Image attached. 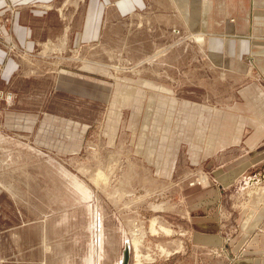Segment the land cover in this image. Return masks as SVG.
I'll list each match as a JSON object with an SVG mask.
<instances>
[{
  "label": "rangeland",
  "instance_id": "374dc122",
  "mask_svg": "<svg viewBox=\"0 0 264 264\" xmlns=\"http://www.w3.org/2000/svg\"><path fill=\"white\" fill-rule=\"evenodd\" d=\"M4 1L8 11L0 16V45L7 57L32 62L14 82L4 80L0 86V264H121L126 241L131 244L129 264H188L189 226L212 224L225 231L227 244L236 240L241 217L263 180L248 188L250 180L217 190L218 162L199 163L188 140L173 172L172 164L162 163L174 160L171 156L162 157L164 167L157 170L142 160L140 126L129 112L113 121L107 103L75 98L56 87L61 70L93 63L118 77H140L144 69L142 75L173 83L181 99L232 104L240 84L235 87L234 79L222 80L210 70L204 44L195 41H204L197 38L200 34L191 35L181 20L175 25L154 12L150 18L136 13L118 18L114 30L108 26L100 47L64 48L56 33L64 25L79 28L88 0H56L31 9L37 15L51 13L49 23H39L49 26V32L58 29L31 54L13 42L14 17L23 6ZM12 111L47 112L88 123L81 150L67 155L44 148L29 126L9 131L5 119ZM220 148H226L224 142ZM199 192L212 200L199 201ZM195 207L209 217L191 220ZM133 243L139 244L138 254ZM190 264H198L197 258Z\"/></svg>",
  "mask_w": 264,
  "mask_h": 264
},
{
  "label": "crops",
  "instance_id": "0c3cea01",
  "mask_svg": "<svg viewBox=\"0 0 264 264\" xmlns=\"http://www.w3.org/2000/svg\"><path fill=\"white\" fill-rule=\"evenodd\" d=\"M11 1L23 6L14 17L13 42L33 54L40 43L51 41V31L53 34L58 29L49 32V26L39 23L43 20L49 23L51 13L37 15L31 9L35 3L55 5L56 0ZM5 6V1L0 0V16L8 11ZM152 12L169 23L175 21V25L181 20L191 35L200 34L197 38L202 37L204 41H195L204 44L210 70L218 72L222 80L234 79L235 87L240 84L235 89V100L230 99L234 103L214 105L181 99L173 83L169 85L162 78L142 75L144 69L140 70L144 72L140 77H118L109 68L93 63L77 70H61L56 79L57 89L75 98L107 103L112 120L129 112L140 126L137 132L142 160L157 170L172 164L170 172H173L188 140L192 143L191 154L199 163L210 161L214 165L218 162L214 170V173L219 172L217 190L233 188L234 184L239 187L248 180L247 188L264 181V84L254 81L258 77L264 83V0H155L151 4L146 0H88L76 23L79 28L64 25L56 33L59 45L100 47L105 43V29L109 26L114 30L118 18L136 13L150 18ZM109 43L110 40L106 42ZM13 58L7 57L0 45L1 87L4 80L14 82L19 71L31 68L32 61L28 57L22 61ZM158 67L155 65L156 69ZM5 124L11 132L29 126L39 136L35 141L44 142L40 146L67 155L81 150L88 130V123L47 112L12 111L6 115ZM53 132L57 137L52 136ZM222 142L224 149L220 148ZM170 156L174 160L161 161L162 157ZM197 194L199 201L212 200L210 194ZM217 198L222 196L219 194ZM250 202L251 208L241 217L236 240H230V244L221 227L189 226L192 231L188 230L191 239L186 243L185 261L190 264L196 257L198 264H264V186L253 192ZM194 210L197 211L196 207ZM195 211L190 215L193 221L209 217L208 213ZM100 229L96 224L95 230ZM176 251L179 250L172 252Z\"/></svg>",
  "mask_w": 264,
  "mask_h": 264
},
{
  "label": "water",
  "instance_id": "95a60500",
  "mask_svg": "<svg viewBox=\"0 0 264 264\" xmlns=\"http://www.w3.org/2000/svg\"><path fill=\"white\" fill-rule=\"evenodd\" d=\"M130 247L129 245L126 246L124 253H123V261L121 262V264H129L130 261Z\"/></svg>",
  "mask_w": 264,
  "mask_h": 264
},
{
  "label": "bare ground",
  "instance_id": "6f19581e",
  "mask_svg": "<svg viewBox=\"0 0 264 264\" xmlns=\"http://www.w3.org/2000/svg\"><path fill=\"white\" fill-rule=\"evenodd\" d=\"M200 38H202V37H200ZM125 245H127V246L129 245V247L131 248V244H130L129 241H127ZM132 246H133V250H135V253L138 254V252L140 251V250H139V248H140V247H139V244H137V243H133ZM140 257H141V256H140ZM140 257H139V258H140ZM122 261H123V259H122Z\"/></svg>",
  "mask_w": 264,
  "mask_h": 264
}]
</instances>
